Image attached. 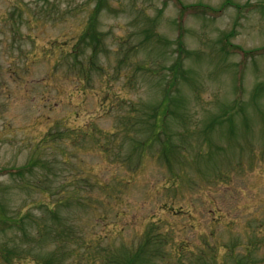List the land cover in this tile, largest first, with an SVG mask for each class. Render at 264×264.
I'll return each mask as SVG.
<instances>
[{
  "label": "rangeland",
  "instance_id": "374dc122",
  "mask_svg": "<svg viewBox=\"0 0 264 264\" xmlns=\"http://www.w3.org/2000/svg\"><path fill=\"white\" fill-rule=\"evenodd\" d=\"M0 264H264V0H0Z\"/></svg>",
  "mask_w": 264,
  "mask_h": 264
},
{
  "label": "trees",
  "instance_id": "16d2710c",
  "mask_svg": "<svg viewBox=\"0 0 264 264\" xmlns=\"http://www.w3.org/2000/svg\"><path fill=\"white\" fill-rule=\"evenodd\" d=\"M181 9H182V8L180 7V10H181ZM204 11H206V13H207V10H204ZM182 14H183V13L181 12V14H180V19H182V17H183V16H181ZM176 17H177V16H176ZM262 49H263V48H262ZM163 102H164V101H162V103H161L160 105H157V107H156V108L160 109L158 113H161V115H164V113L162 112V110L165 111L164 109L167 108L166 104H164ZM225 116H226V115L223 114V115H222V118H224Z\"/></svg>",
  "mask_w": 264,
  "mask_h": 264
}]
</instances>
